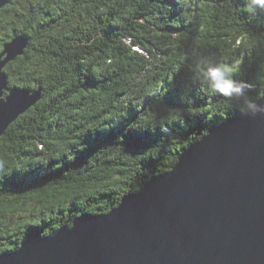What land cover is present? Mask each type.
<instances>
[{"label":"trees","instance_id":"16d2710c","mask_svg":"<svg viewBox=\"0 0 264 264\" xmlns=\"http://www.w3.org/2000/svg\"><path fill=\"white\" fill-rule=\"evenodd\" d=\"M241 34L251 43L236 45ZM19 35L28 45L2 72L39 97L0 136V253L110 212L243 116L248 97L211 93L201 59L234 69L255 101L264 89V10L244 0H10L0 54Z\"/></svg>","mask_w":264,"mask_h":264},{"label":"water","instance_id":"95a60500","mask_svg":"<svg viewBox=\"0 0 264 264\" xmlns=\"http://www.w3.org/2000/svg\"><path fill=\"white\" fill-rule=\"evenodd\" d=\"M27 45L15 36L0 54V136L39 97L2 72ZM0 264H264V116L224 120L117 208L32 229Z\"/></svg>","mask_w":264,"mask_h":264},{"label":"clouds","instance_id":"9594fccd","mask_svg":"<svg viewBox=\"0 0 264 264\" xmlns=\"http://www.w3.org/2000/svg\"><path fill=\"white\" fill-rule=\"evenodd\" d=\"M244 6L250 13H255L264 10V0H244ZM242 41L245 46L251 43L244 34L236 40V45H240ZM193 70L211 93L232 102L241 97H248L249 102L247 109L242 112L243 115L264 116V103H257L248 96L250 85L243 80L235 79L234 69L215 59L204 58L195 64Z\"/></svg>","mask_w":264,"mask_h":264},{"label":"rangeland","instance_id":"374dc122","mask_svg":"<svg viewBox=\"0 0 264 264\" xmlns=\"http://www.w3.org/2000/svg\"><path fill=\"white\" fill-rule=\"evenodd\" d=\"M167 90H168V89H167ZM163 91H164V90H163ZM163 91H159V92H158L157 99H159V97L162 95ZM148 99L150 100L149 97H147V96H145V97L142 96V97H139V98L135 99V101H132V103H133V104H136L137 102H140V101H142V100L145 101V100H148ZM155 99H156V96L153 97L152 100H153V101H159V100H155ZM180 154H181V153H180ZM126 198H127V197H126Z\"/></svg>","mask_w":264,"mask_h":264}]
</instances>
